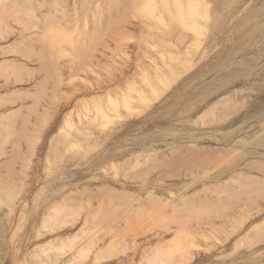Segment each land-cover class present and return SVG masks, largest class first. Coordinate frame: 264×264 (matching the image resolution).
I'll return each mask as SVG.
<instances>
[{
    "label": "rangeland",
    "instance_id": "1",
    "mask_svg": "<svg viewBox=\"0 0 264 264\" xmlns=\"http://www.w3.org/2000/svg\"><path fill=\"white\" fill-rule=\"evenodd\" d=\"M0 264H264V0H0Z\"/></svg>",
    "mask_w": 264,
    "mask_h": 264
},
{
    "label": "bare ground",
    "instance_id": "2",
    "mask_svg": "<svg viewBox=\"0 0 264 264\" xmlns=\"http://www.w3.org/2000/svg\"><path fill=\"white\" fill-rule=\"evenodd\" d=\"M26 140H28V139H26ZM56 140H57V139H56ZM27 142H28V141H27ZM29 142H30V141H29ZM52 142H53V141H52ZM54 142L56 143V141H54ZM19 148H20V149H19V151H20V150H21V147H19ZM51 149L53 150V148H51ZM17 151H18V149H17ZM26 151H27V150H26ZM31 151H32V150H31ZM29 153H30V152H28V155H30ZM52 153H53V151H52ZM71 197H72V196H71ZM71 197H70V198H71ZM68 198H69V197H68ZM72 198H73V197H72ZM65 200H66V199H65ZM66 201H67V200H66ZM66 201H65V203H67V202L69 201V199H68L67 202H66ZM71 201H72V200H71ZM69 202H70V201H69ZM69 202H68V203H69ZM60 204H61V203H60ZM58 205H59V204H57V206H58ZM61 206H62V205H61ZM54 208H55V209H57V208H58V209H61V207H59V206H58V207H54ZM53 210H54V209L52 208L51 211H53ZM55 212H56V211H55ZM51 213H52V212H51ZM57 213H58V212H57ZM72 213H73V212H72ZM53 214H56V213H53ZM53 214H52V215H53ZM56 216H57V215H56ZM56 216H53V217H56ZM58 216H59V215H58ZM47 217L49 218V217H51V216H50V215H49V216L46 215V218H47ZM56 219H57V218H55V220H56ZM72 219H73V218H72ZM72 219H71V220H72ZM45 220H46V219H45ZM53 220H54V219H53ZM48 221H49V220H48ZM66 221H67V220H66ZM61 222H62V221H61ZM67 222H68V221H67ZM43 223H44V222H43ZM45 223H47V221H46ZM110 243H111V242H110ZM110 243L108 244V246L111 247ZM112 244H113V243H112ZM108 246H107V247H108ZM112 247H113V246H112ZM103 250H104V251H105V250H109V248H108V249H104V248H103ZM109 251H110V254H111V251H112V250H109ZM101 253H102V255H103V252H101ZM106 254L108 255L109 252L107 251Z\"/></svg>",
    "mask_w": 264,
    "mask_h": 264
}]
</instances>
